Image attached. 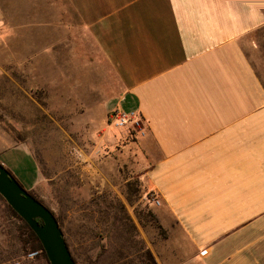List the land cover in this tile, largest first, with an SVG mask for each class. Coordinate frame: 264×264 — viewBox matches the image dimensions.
I'll use <instances>...</instances> for the list:
<instances>
[{"label": "crops", "instance_id": "0c3cea01", "mask_svg": "<svg viewBox=\"0 0 264 264\" xmlns=\"http://www.w3.org/2000/svg\"><path fill=\"white\" fill-rule=\"evenodd\" d=\"M84 43L146 129L141 177L167 233L154 263L264 264V4L0 0V61L23 76L64 75Z\"/></svg>", "mask_w": 264, "mask_h": 264}, {"label": "rangeland", "instance_id": "374dc122", "mask_svg": "<svg viewBox=\"0 0 264 264\" xmlns=\"http://www.w3.org/2000/svg\"><path fill=\"white\" fill-rule=\"evenodd\" d=\"M76 49L82 59L64 62L62 76L0 61V163L25 189L38 168L28 191L54 213L77 264H155L167 233L141 177L145 126L137 114L117 124L116 76L93 45ZM22 230L0 195V264H49Z\"/></svg>", "mask_w": 264, "mask_h": 264}, {"label": "water", "instance_id": "95a60500", "mask_svg": "<svg viewBox=\"0 0 264 264\" xmlns=\"http://www.w3.org/2000/svg\"><path fill=\"white\" fill-rule=\"evenodd\" d=\"M0 195L34 232L49 264H76L54 213L1 163Z\"/></svg>", "mask_w": 264, "mask_h": 264}, {"label": "trees", "instance_id": "16d2710c", "mask_svg": "<svg viewBox=\"0 0 264 264\" xmlns=\"http://www.w3.org/2000/svg\"><path fill=\"white\" fill-rule=\"evenodd\" d=\"M9 171V170H8ZM10 172V171H9ZM11 173V172H10ZM30 192V191H29ZM31 193V192H30ZM32 194V193H31ZM33 195V194H32ZM34 196V195H33ZM35 197V196H34ZM37 198V197H35ZM38 199V198H37ZM39 200V199H38ZM40 201V200H39ZM8 208L10 209V211L12 212L13 215L17 216L19 219L22 220V218L8 205ZM57 220V218H56ZM58 221V220H57ZM23 222V234H24V242L25 244H28L30 249H39L40 252L43 254L44 258H46L45 253L43 251V248L38 240V238L36 237V235L34 234V232L29 228V226L22 220ZM47 259V258H46ZM74 259V258H73ZM48 261V260H47ZM75 261V260H74ZM49 263V262H48ZM77 264V263H76Z\"/></svg>", "mask_w": 264, "mask_h": 264}, {"label": "built area", "instance_id": "2783aa9c", "mask_svg": "<svg viewBox=\"0 0 264 264\" xmlns=\"http://www.w3.org/2000/svg\"><path fill=\"white\" fill-rule=\"evenodd\" d=\"M133 115H134L133 113H127V112H124L122 110H116L115 119H116L118 125H123V124L126 123L128 118L130 116H133ZM152 200H153L155 205H160L161 204L160 199L155 194H152ZM37 253H38L37 251H32V252H30L29 255L33 256V255H35ZM12 264H20V263L18 261H15Z\"/></svg>", "mask_w": 264, "mask_h": 264}]
</instances>
